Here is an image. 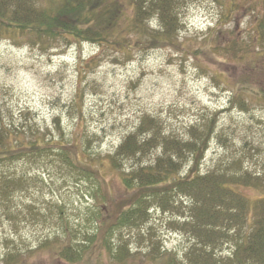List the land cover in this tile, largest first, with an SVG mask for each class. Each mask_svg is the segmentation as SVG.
<instances>
[{"label": "rangeland", "instance_id": "obj_1", "mask_svg": "<svg viewBox=\"0 0 264 264\" xmlns=\"http://www.w3.org/2000/svg\"><path fill=\"white\" fill-rule=\"evenodd\" d=\"M63 1L34 3L58 12ZM158 2L93 0L87 15L94 19L78 35L48 44L40 40L47 32H0V124L45 131L101 168L99 185L60 149L0 162V264L23 257L84 264L36 250L55 237L76 250L89 246L97 208L115 211L127 201L121 172L167 153L182 177L192 168L228 181L236 192L220 193L237 214L246 198L248 216L241 222L222 212L221 220L209 211L215 232L202 236L194 209L204 187L198 203L185 188L160 189L115 227L103 259L87 264H158L162 255L172 264L245 259L238 248L264 217V0H162L165 10ZM158 32L166 38L159 41ZM139 129L150 145L114 167L110 156ZM103 193L114 200L102 204Z\"/></svg>", "mask_w": 264, "mask_h": 264}, {"label": "trees", "instance_id": "obj_2", "mask_svg": "<svg viewBox=\"0 0 264 264\" xmlns=\"http://www.w3.org/2000/svg\"><path fill=\"white\" fill-rule=\"evenodd\" d=\"M159 5L162 6V0H159ZM0 0V32L9 34L12 38L29 35L40 34L41 32H47V38L43 39L45 44L55 42L57 37H69L70 35H78V30L81 27V23H85L94 17H89L88 6L93 0H64L60 6L58 12H49L45 7L37 5L34 0ZM14 5V6H13ZM98 7H91V10L98 9ZM141 9L140 5L138 6ZM165 10V9H164ZM64 20V21H63ZM176 19L172 18V21ZM68 21V22H67ZM165 23V18L163 19ZM73 22V23H69ZM171 24H169L170 26ZM168 26V27H169ZM89 29L93 28L92 25H88ZM260 29L264 30V21L260 22ZM28 35V36H27ZM102 32H99L97 37L104 40ZM167 36L166 33L158 32L156 38L161 41ZM54 39L52 40V38ZM155 38V39H156ZM156 39V40H157ZM157 40V41H158ZM263 96H264V91ZM260 91L259 93L262 94ZM22 126H14V129H10L5 124H0V162L6 160H17L20 157L28 154H38L41 152H49L54 149H60L62 155L71 160V163L81 170L83 173H90L91 177L96 178L100 185L99 173L101 168L94 169L90 164L93 161L90 156L84 158L83 152L79 151V147H75L74 152L72 146H68L64 143L55 141L53 138L48 139L46 132L37 129L36 131L22 129ZM25 130V131H24ZM30 132V133H29ZM143 132L139 129L137 132L130 133L124 138L121 145L118 147L117 152L110 156V160L114 167L119 168V161L123 157L134 158L137 155H142L145 149L150 145V139L142 138ZM196 151V150H195ZM199 151V150H198ZM197 152V151H196ZM195 152V153H196ZM201 153V151H200ZM177 162H172L171 155L167 153L166 156H158L156 160L147 165H141L139 167H133L129 172H121V182L126 189V193L129 194L124 202L116 203V210L113 211L111 207L107 206L103 209L98 207L97 212H94L95 217V233L92 235L89 242V246L83 249H74L70 240H61L55 237L51 240H45L40 243L39 248L36 251L51 253L55 259L68 261L70 263L82 262L84 264L92 263L93 260L99 262L102 260L107 246L109 245L110 235L115 227L127 220H131L132 214L141 204L145 196L152 195L154 192L160 189H170L173 187L185 188V191L191 196H194L195 201L198 203V194L196 193L200 186L202 188L201 205L194 209L195 216L198 219V223L194 225L198 232L203 236V233H214L216 226V218L213 220L209 211L218 216L221 220H224L222 212L239 217L240 221L246 218L252 209L251 203L248 205V200L242 196V200L239 203V214L235 213L231 206H229L225 198L220 193V190H224L227 193L233 191L228 181H225L219 176H204L197 175L195 170L190 168L187 174L182 177L177 173ZM105 202L108 200L111 202L114 197H108L103 193L102 196ZM111 198V199H110ZM113 198V199H112ZM247 202V203H246ZM211 203V204H210ZM137 206V207H136ZM136 207V208H135ZM221 208L224 211L218 210ZM211 226V227H210ZM253 232L246 235L245 242L239 246L241 254L245 253V259L240 258V255H236V258L226 259L229 264H248L250 258H254V263L264 264V217L252 225ZM211 228V229H209ZM195 229V230H196ZM217 231V229H216ZM217 234V233H216ZM215 234V235H216ZM106 247V248H105ZM108 250V248H107ZM33 252V251H32ZM35 252V250H34ZM51 257L53 258V256ZM158 264L165 263L172 264L173 258H165V255L154 258ZM248 261V262H247ZM220 264L221 260H214V263ZM15 264H34L29 263L26 258L17 260Z\"/></svg>", "mask_w": 264, "mask_h": 264}]
</instances>
